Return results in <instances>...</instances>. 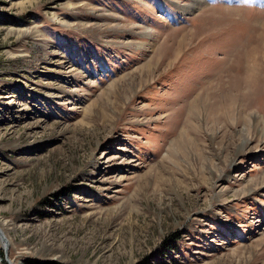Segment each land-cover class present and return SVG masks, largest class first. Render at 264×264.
<instances>
[{
	"label": "rangeland",
	"instance_id": "1",
	"mask_svg": "<svg viewBox=\"0 0 264 264\" xmlns=\"http://www.w3.org/2000/svg\"><path fill=\"white\" fill-rule=\"evenodd\" d=\"M192 3L0 0V264H264V0Z\"/></svg>",
	"mask_w": 264,
	"mask_h": 264
},
{
	"label": "bare ground",
	"instance_id": "2",
	"mask_svg": "<svg viewBox=\"0 0 264 264\" xmlns=\"http://www.w3.org/2000/svg\"><path fill=\"white\" fill-rule=\"evenodd\" d=\"M193 1V5H188V6H186V7H184V9L186 10L185 12H188V11H190V10H192L193 8H194V6L196 5V3H198V0H192ZM260 55V54H259ZM261 56H263V55H261ZM259 59H261V58H259ZM258 59V60H259ZM251 70H256L255 68H251ZM249 91V90H248ZM229 97H231V96H229ZM232 98V97H231ZM196 101V100H195ZM233 103V102H232ZM231 105V104H230ZM229 105V106H230ZM228 109V108H227ZM260 120H262L260 123H261V126H262V130L264 131V119H260ZM0 238H1V240L3 239H5V236L3 235V233L0 231ZM5 241V240H4ZM6 242V241H5Z\"/></svg>",
	"mask_w": 264,
	"mask_h": 264
},
{
	"label": "trees",
	"instance_id": "3",
	"mask_svg": "<svg viewBox=\"0 0 264 264\" xmlns=\"http://www.w3.org/2000/svg\"><path fill=\"white\" fill-rule=\"evenodd\" d=\"M28 264H53V263H45V262H37V261H31ZM55 264V263H54Z\"/></svg>",
	"mask_w": 264,
	"mask_h": 264
}]
</instances>
